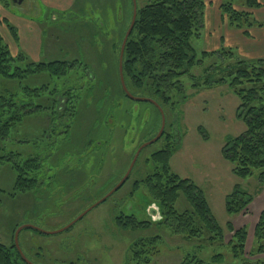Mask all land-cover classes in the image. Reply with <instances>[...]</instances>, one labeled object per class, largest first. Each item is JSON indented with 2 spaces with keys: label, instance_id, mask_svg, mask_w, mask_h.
<instances>
[{
  "label": "rangeland",
  "instance_id": "1",
  "mask_svg": "<svg viewBox=\"0 0 264 264\" xmlns=\"http://www.w3.org/2000/svg\"><path fill=\"white\" fill-rule=\"evenodd\" d=\"M130 1L24 0L20 6H14L11 0L1 1V4L8 5L14 11L16 19H12L9 24L16 30V35L23 36L24 22L32 26L30 35L33 29L35 32L40 31L42 43L39 50L36 46L33 55H30L18 43L16 54L26 55L30 62L77 61L82 65H78L74 71L76 75L72 79L77 81L72 82L68 78L62 82L42 75L24 80L22 87L38 88L48 83L49 90L44 95L50 94L53 89L80 87L82 92L77 95L82 101L78 105L77 118L67 123L70 129L53 137L51 142L49 137L41 136V128H47V121L42 116L27 119L18 127L20 132L15 138L22 142L30 140L31 143L14 142L11 143L13 146L6 148L7 151L9 148L20 151L22 158H25L29 148L33 149V153L43 154L49 143L50 156L42 165L41 185L33 193L15 197L9 196L14 176L6 164H0V244H11L12 229L17 226H30L46 233H54L67 226L120 181L136 150L154 135L159 119L149 104H130L121 99L117 91L114 94L110 85L108 90L107 87L104 89L105 85L116 81L118 48L130 24ZM150 1L136 0V4L141 8ZM205 1L212 9L214 5L209 4V0ZM221 1L230 2L238 8L245 4V0ZM52 2L68 5L62 10ZM29 5L32 7L30 10ZM0 15L2 17L3 13ZM199 34L198 38L191 41L197 59L205 51L220 52L222 48L229 50L224 45L219 49L214 48V32L206 25L204 18ZM7 40L5 38V44H8ZM230 48L234 60L255 62L259 59L244 57L241 53L243 47L239 45ZM213 63L214 66L225 64L219 57L207 59L199 67L193 68L191 74L198 76ZM83 65L89 66L90 71L96 75L94 83L100 82V88L93 94L85 90L91 78L88 79ZM105 71L108 76L104 74ZM182 82L186 87V102L173 112L167 111L164 114L165 124H174L173 132L183 136L177 152L170 160V168L181 179L192 181L204 192L211 214L225 234L224 246L210 247L206 244L199 251L195 246L200 241L173 236L165 226L156 223L149 230L136 233L122 231L115 225L114 217L120 213L133 214L139 220L151 219L155 222L149 215V209L156 206L146 188L141 185L133 195L131 193L133 183L142 180L148 172L146 158L162 148L163 143L156 142L141 151L127 182L70 229L49 235L31 229L22 230L18 235V245L29 262L132 264L128 251L133 241L156 235L162 238L160 255L151 264H180L187 254L196 255L205 262L215 254H222L226 264L230 262L229 249L225 246L231 239L226 229L229 222L235 229L246 228L248 254L254 225L259 214L264 211V190H259L256 173L247 179L237 178L232 172L233 166L221 155L225 140L242 134L246 129L244 123L236 117L238 99L226 85L201 88L194 93L190 89L191 78L184 77ZM133 93L135 97L146 98L136 91ZM23 101H26L25 97ZM126 106L131 107L134 119L124 116L122 109ZM106 122L111 123L107 125ZM62 124L54 126L56 133L66 129ZM198 128L205 131L207 139L202 137ZM38 137L42 139L36 141ZM90 141L93 145L101 143L102 148L93 147ZM32 143H35L34 148ZM236 186L247 191L253 202L248 214L229 216L225 212V198ZM176 210H190L183 196L176 203Z\"/></svg>",
  "mask_w": 264,
  "mask_h": 264
},
{
  "label": "trees",
  "instance_id": "2",
  "mask_svg": "<svg viewBox=\"0 0 264 264\" xmlns=\"http://www.w3.org/2000/svg\"><path fill=\"white\" fill-rule=\"evenodd\" d=\"M130 4L129 22L133 12L132 1ZM245 6L248 9H256L260 7V3L258 0H245ZM205 7V0H151L144 7L137 6L135 25L123 53L122 73L125 86L133 96H135L133 92L136 91L142 94V97L155 101L164 114L167 111L173 112L176 107L186 102L187 92L182 82L184 77L192 79L190 89L194 93L201 88L228 86L239 102L236 117L244 123L246 129L242 134L225 140L221 155L233 166L232 172L237 178L247 179L256 173L259 190L262 191L264 190V58L255 62L234 60L231 49L225 51L222 48L220 52H202L197 59L191 41L200 36ZM220 12L226 23L242 31L244 36H248L249 29L254 26L264 29V23L256 22L250 12L237 10L230 2L222 3ZM7 28L17 40L16 30L9 24ZM122 40L123 38L118 48V57ZM218 57L225 64L214 66L213 63L202 70L200 75L191 74L193 68L199 67L205 60ZM233 60L235 62L230 63ZM78 65L80 63L77 61L36 63L30 62L22 53L12 55L0 33V164H6L14 176L12 192L9 196L33 193L41 185L42 165L50 156L49 143L43 154L33 153V149L29 148L28 156L23 157L24 159L20 151H13L10 148L7 151L9 145L13 146L11 143H31L30 140L22 142L15 138L20 132L18 127L27 119L42 116L47 121V128H41V136L49 137L51 142L53 137L66 133L70 127L67 123L77 118L78 105L82 101L77 95L82 92L80 87L53 89L50 94L44 95L49 90L48 83L38 88L22 87V83L24 80L42 75L62 82L69 78L68 80L74 82L77 79L72 78L76 75L74 71ZM83 70L88 79L91 78L85 90L93 94L100 88V82L94 83L96 75L90 71L89 66L83 65ZM104 74L108 76L106 71ZM109 85L114 94L117 91L121 99L133 103L121 89L118 68L116 81L108 83L104 89L106 90L107 87L108 90ZM23 97L26 101H23ZM149 106L159 119L156 131L150 138L152 139L160 129L161 118L158 110L151 104ZM122 111L125 117L134 119L131 115L133 113L131 107L126 106ZM60 123H63L66 129L56 133L54 126ZM109 123L111 122L105 124ZM173 127L174 124L166 122L163 135L158 141L163 143L162 148L146 158L145 165L149 167L147 174L132 185V195L141 185L146 188L149 198L157 208L159 219L152 222L151 219L139 220L133 214L120 213L114 217V223L122 231L131 233L147 231L153 223L163 225L173 236L200 241V244L195 246L199 251L205 248L206 244L210 247L223 245L225 234L213 218L204 192L192 181L181 179L170 168V160L177 152L183 138L181 134L173 132ZM198 132L207 139L202 128H198ZM41 139L38 137L36 141ZM90 144L93 145L91 141ZM31 146L34 148L35 143ZM94 146L98 149L102 144L97 143ZM180 196L184 197L190 210L183 212L176 210ZM252 202V196L236 186L225 198V212L229 216L246 215ZM17 228L18 226L12 229L11 237H14ZM226 229L231 235L230 241L225 245L230 253V262L226 264H264V211L259 214L254 225L252 245L248 254H246L248 240L246 228L235 229L229 222ZM161 242L162 238L156 235L134 240L128 251L130 263L151 264L160 255ZM224 263L222 254L213 255L207 262L196 255L187 254L180 264ZM0 264H25L15 250L13 240L9 245L0 244Z\"/></svg>",
  "mask_w": 264,
  "mask_h": 264
},
{
  "label": "crops",
  "instance_id": "3",
  "mask_svg": "<svg viewBox=\"0 0 264 264\" xmlns=\"http://www.w3.org/2000/svg\"><path fill=\"white\" fill-rule=\"evenodd\" d=\"M0 0V13H3V16L0 15V33L5 40H8V47L12 55H16L18 43L23 45V49L27 50V53L33 55V51L37 46L39 50L41 47V39H40V31L33 29L32 34L30 35V26L27 22H24L22 26V35H17V40L12 36L9 29L7 28V24L11 22L12 19H16L14 16L13 9H10L8 5L4 6L1 4ZM24 0H22L23 2ZM46 1V0H45ZM61 1V0H57ZM209 4L214 5L212 9H210L209 5L206 3L205 11H204V22L208 27L212 29L214 32V41L213 45L215 49H219L221 46H226V48H230L234 45H239L243 47L241 49V53L244 57L249 58H264V29L258 28L257 26L249 29V35L244 36L242 31L234 29L230 27L226 21L223 19L220 12V5L222 4L221 0H209ZM213 1V2H211ZM260 3V7L256 9H247L245 4L241 6V8L235 7L237 10L248 11L252 14L254 20L258 23H264V0H258ZM58 9H64L68 4H60L61 2H52ZM22 4V3H21ZM20 6V5H19ZM32 7L29 5V10ZM11 10L13 12H11ZM10 25V24H9ZM212 35V34H211ZM28 36V38H26ZM30 41V43H29ZM11 46L13 47V51H11ZM228 46V47H227ZM231 49V48H230ZM32 51V52H31Z\"/></svg>",
  "mask_w": 264,
  "mask_h": 264
},
{
  "label": "water",
  "instance_id": "4",
  "mask_svg": "<svg viewBox=\"0 0 264 264\" xmlns=\"http://www.w3.org/2000/svg\"><path fill=\"white\" fill-rule=\"evenodd\" d=\"M12 3L14 5H19L21 4L22 0H11ZM132 1V5H133V12H132V18H131V22L130 25L123 37L122 40V44L120 47V52H119V57H118V75H119V82H120V86L121 89L123 91V93L125 94V96L132 102H136V103H149L151 105H153L159 112L160 117H161V126L160 129L158 131V133L156 134V136L154 138H152L150 141L142 144L135 152L125 174L123 175V177L120 179V181L108 192L106 193L99 201H97L95 204H93L91 207H89L87 210H85L83 213H81L77 218H75L71 223H69L67 226H65L64 228H62L59 231H56L54 233H46V232H42L36 228L30 227V226H21L19 228L16 229L15 233H14V237H13V244H14V248L17 251V253L19 254L21 260L25 263V264H32L31 262H29L26 257L24 256V254L22 253L19 245H18V235L19 233L24 230V229H31V230H35L43 235H49V234H59L62 233L68 229H70L74 224H76L79 220H81L88 212H90L93 208H95L96 206H98L101 203H104L107 199H109L114 193H116L128 180L133 167L141 153L142 150H144L145 148L153 145L154 143L158 142L159 139L162 137L163 132H164V128H165V116L164 113L162 111V109L158 106V104L149 99V98H141V97H135L132 94H130L125 86V82H124V78H123V73H122V63H123V53H124V48L127 42L128 37L130 36L134 25H135V20H136V15H137V4H136V0H131ZM149 215H151V217L153 218V220L157 221L159 219V215L157 212V208L156 207H152L149 209Z\"/></svg>",
  "mask_w": 264,
  "mask_h": 264
}]
</instances>
